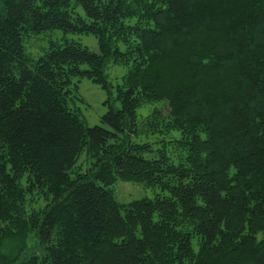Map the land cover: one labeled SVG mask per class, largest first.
<instances>
[{
	"label": "trees",
	"instance_id": "trees-1",
	"mask_svg": "<svg viewBox=\"0 0 264 264\" xmlns=\"http://www.w3.org/2000/svg\"><path fill=\"white\" fill-rule=\"evenodd\" d=\"M55 29L99 51L26 52ZM75 77L109 93L102 124ZM119 180L159 192L120 203ZM0 264H264V0H0Z\"/></svg>",
	"mask_w": 264,
	"mask_h": 264
},
{
	"label": "rangeland",
	"instance_id": "rangeland-1",
	"mask_svg": "<svg viewBox=\"0 0 264 264\" xmlns=\"http://www.w3.org/2000/svg\"><path fill=\"white\" fill-rule=\"evenodd\" d=\"M76 10L80 15L85 16L84 10L81 6H78ZM73 40L81 42L93 51H99L95 36L91 34H66L59 29L32 34L25 38L24 45L26 52L33 58L37 59L49 50L53 43L64 44L66 41ZM126 72L127 68L121 64H116L111 60L106 64L105 74L111 85L113 97L112 104L117 108L120 107V103L116 100L118 85L122 83ZM76 81H78L79 89H75L74 91L78 97L74 96V98L70 99V106L76 108L81 113V116L86 121L87 125L94 126L102 124V116L109 110V103L107 102L109 93L101 85L94 83L86 77H75L74 82L76 83ZM158 104L159 103L152 105L148 104L138 108L137 113L139 120H145L151 115ZM150 140H154L153 137ZM84 156L85 155H82L78 161V164H83V166H85ZM22 183L24 185L26 184V176L22 179ZM112 188L114 189L117 200L124 204L146 197L154 198L159 192L157 189L144 187V185L140 183L121 180L117 181ZM46 203L47 202L43 198H39L33 202L32 205H28V208L30 209L34 207L35 209H40L43 208ZM36 241V235H30L27 245L31 248L36 245ZM193 245L195 250H198V243L196 240H193Z\"/></svg>",
	"mask_w": 264,
	"mask_h": 264
}]
</instances>
